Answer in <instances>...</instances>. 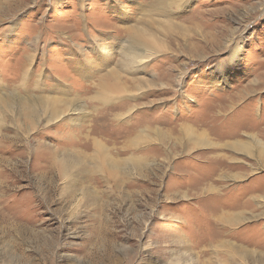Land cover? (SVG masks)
I'll use <instances>...</instances> for the list:
<instances>
[{"label":"rangeland","instance_id":"obj_1","mask_svg":"<svg viewBox=\"0 0 264 264\" xmlns=\"http://www.w3.org/2000/svg\"><path fill=\"white\" fill-rule=\"evenodd\" d=\"M211 263L264 264V0H0V264Z\"/></svg>","mask_w":264,"mask_h":264},{"label":"bare ground","instance_id":"obj_2","mask_svg":"<svg viewBox=\"0 0 264 264\" xmlns=\"http://www.w3.org/2000/svg\"><path fill=\"white\" fill-rule=\"evenodd\" d=\"M154 22V21H153ZM130 38H132V39H134L133 41H136V42H138L139 43V45H141L142 47H144L145 49H147V48H150V49H154V45L152 44V42H148L147 40H145L146 38L145 37H142V35H141V33H139V32H136L132 37L130 36ZM116 40V39H115ZM132 41V40H131ZM137 44V43H136ZM130 45V44H129ZM135 51V50H134ZM126 56H128V55H126ZM135 56V55H134ZM121 57V56H120ZM123 59V58H122ZM125 59V58H124ZM123 59V60H124ZM131 61H132V59H130ZM119 62V61H118ZM123 66H125V64H123ZM135 66V65H134ZM126 67V66H125ZM130 68V67H129ZM26 76V75H25ZM26 78H27V76H26ZM24 81V80H23ZM105 84V83H104ZM100 85H102V84H100ZM104 87H105V85H104ZM103 88V87H102ZM99 92V91H98ZM108 93H103L102 94V92H99L97 95H100L98 98L100 99V100H103V101H106V98H107V96H108V94H109V91H107ZM26 98V97H25ZM40 102L38 103L39 104V106L41 107V109L43 110V111H46V112H50L52 115H54L55 117L56 116H58V112L59 111H57V108H58V103H62V104H64V105H66L67 104V102L68 101H66V100H64V99H59V100H53V99H49V98H47V97H44L43 99H41L40 100V98H37ZM26 104H28V102L26 103ZM37 107H34V106H31V105H29V107L28 108H26V110H23L24 111V114H23V116H24V118L27 120V121H31L32 120V118H36V117H38L37 116V114H38V109H40V108H38V105H36ZM37 109V110H36ZM57 114V115H56ZM45 115V114H44ZM31 125H33V124H31ZM30 124H29V126H31ZM25 126V128L27 129L29 126L27 125V124H25L24 125ZM68 134V133H67ZM101 142V141H100ZM94 145V144H93ZM95 154H93V156H91L90 157V159L89 160H91L92 159V162H90V164L92 163V164H95L96 165V167L98 168L99 166H101V165H106L107 167H109V168H111V169H115V168H117V166H121V165H119V163H116L117 161H114L113 159H111L110 158V155H108V153L106 152V148H105V145L104 144H102V142L101 143H96L95 142ZM239 147H241V148H247V146H245V145H238V148ZM251 150V149H250ZM65 157H64V160L65 161H67V162H69V163H74L75 165L77 164L76 163V161H77V158H75L74 156V154L72 155V154H67V155H64ZM109 157V158H108ZM81 158V157H80ZM80 158H78V162H79V159ZM65 163V162H64ZM130 163V162H129ZM66 164V166H68L67 165V163H65ZM64 165V164H63ZM71 165V164H70ZM124 165H125V163H124ZM131 165V164H130ZM129 165V166H130ZM66 166H64V167H60V170H61V172H62V174L63 175H65V174H68V169H66ZM71 166H73V165H71ZM90 167V166H89ZM68 170V171H67ZM71 170V169H70ZM115 171V170H114ZM117 171V170H116ZM115 171V172H116ZM73 177V176H72ZM80 177V176H79ZM80 179V178H79ZM231 220H233L232 218H231ZM239 256H242V255H239ZM237 257V256H236ZM229 259V258H228ZM234 260V259H233ZM212 264V263H211Z\"/></svg>","mask_w":264,"mask_h":264}]
</instances>
